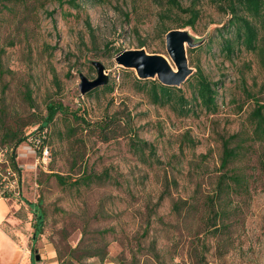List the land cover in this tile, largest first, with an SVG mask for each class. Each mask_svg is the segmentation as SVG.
<instances>
[{"label": "rangeland", "instance_id": "obj_1", "mask_svg": "<svg viewBox=\"0 0 264 264\" xmlns=\"http://www.w3.org/2000/svg\"><path fill=\"white\" fill-rule=\"evenodd\" d=\"M69 1L27 0L0 12V145L6 128L24 136L38 130L50 104L93 124L116 117L129 124L126 136L104 143L99 131H84L80 121L58 114L44 131L41 154L32 140L17 148L21 196L5 203L0 230L21 239L31 264H264V174L257 164L264 146L235 164L253 178L249 193L239 192L229 205L231 234L213 237L206 226L204 200L221 173L222 140L248 132L256 100L264 104L258 57L241 49L229 59L223 50L224 39L232 38L221 32L230 16L217 0H180L201 13L194 28L183 30L200 45L185 44L192 74L180 88L191 101L188 86L199 70L220 84L217 114L199 108L182 116L154 105L136 72L116 63L121 52L145 50L176 69L165 30H177L181 19H162L165 8L154 0H75L77 7ZM95 62L105 67L108 84L82 95L81 76L95 80ZM132 138L155 154L131 147ZM55 175L94 179L62 186ZM180 199L195 209L175 215L172 203ZM27 203L40 204L46 215L35 244ZM21 253L18 264H27Z\"/></svg>", "mask_w": 264, "mask_h": 264}, {"label": "trees", "instance_id": "obj_2", "mask_svg": "<svg viewBox=\"0 0 264 264\" xmlns=\"http://www.w3.org/2000/svg\"><path fill=\"white\" fill-rule=\"evenodd\" d=\"M62 6L65 4L63 0H57ZM157 4L165 8V13L161 18L173 19L171 14L180 18L176 23V29L194 28L201 18L200 11L195 4L189 8H184L180 0H154ZM26 4L27 0H0V12L6 10L11 12L12 4ZM217 7L225 15L230 16L227 24L222 28L221 32L231 33L232 38H226L223 42V50L227 57L232 59L235 51L244 49L258 57L261 68L264 71V0H217ZM71 7H77L76 1L68 2ZM184 17L185 18H181ZM227 29V30H226ZM169 30H165L167 34ZM142 45L140 48H143ZM193 50H190V53ZM136 83L140 90L148 93L152 103L161 108L170 107L174 112L182 116H187L190 113L197 114L198 109H203L209 114H217L219 112V83H213L205 76L202 70L196 72L194 79L189 83L191 89L192 100L189 101L185 97V93L181 88L166 87L160 84L157 80H138ZM109 92L113 91V87H106ZM97 92L94 90L89 94ZM255 108L248 116V132H240L224 138L222 140L223 152L220 160V176L218 177L214 192L206 197L204 200L205 214H207L206 226L207 232L213 237H224L231 234L230 206L233 198L239 192L244 191L249 193L250 190V176L246 169H239L235 164L241 159L247 157L254 146L259 144L264 146V104L259 100L255 102ZM61 114L63 116H71L75 121H80L83 130L99 131L101 141L104 143L110 142L112 139H119L125 137L124 127L129 126L126 122H118L114 118H108L102 122L89 123L83 116L80 118L75 114H68L67 108L62 104H50L47 107V117L43 119L38 130L31 132L24 136L21 132H13L14 129H5L2 145H0V152L11 150L10 163L12 167L21 175V169L18 168L16 162V150L22 144L34 142V147L37 148L39 154L42 153L47 134L44 132L49 125L54 121L55 117ZM119 123V124H117ZM27 124L26 126H28ZM83 131V132H84ZM74 129L71 130V133ZM73 135V134H72ZM131 147L138 151H143L144 148H149L152 155L155 154V149L149 146L146 142H142L137 138H132ZM39 143V144H38ZM13 144V145H12ZM257 154V153H256ZM255 154V155H256ZM83 158V157H82ZM9 160V159H8ZM259 170L264 174V152H262L257 159ZM62 186H80L87 185L93 181V176H83L80 179L73 180L72 178H64L59 175L54 176ZM96 180H101V177H95ZM109 179V178H106ZM169 193V192H168ZM168 193L164 194L167 195ZM163 199V198H162ZM32 210L35 224H34V238L35 244L39 237L43 234L45 227L46 215L40 204L27 203ZM195 206L190 204L188 200H177L172 203V211L175 215L181 216L190 213ZM206 249V246L204 247ZM197 252L198 249L195 248ZM151 252L154 258L158 259L155 245L152 246ZM96 254L91 255L94 257ZM103 261V258H102Z\"/></svg>", "mask_w": 264, "mask_h": 264}, {"label": "water", "instance_id": "obj_3", "mask_svg": "<svg viewBox=\"0 0 264 264\" xmlns=\"http://www.w3.org/2000/svg\"><path fill=\"white\" fill-rule=\"evenodd\" d=\"M184 29L169 31L166 35L167 53L174 63V69L170 61L161 55H151L145 50L124 51L116 56V63L125 69L134 70L139 80H158L166 87L180 88L192 74L189 67L185 44L194 48L197 44ZM97 70V78L93 81L81 76L80 90L85 95L95 89L108 84L109 78L105 73V67L99 63H93ZM40 257L36 255V261Z\"/></svg>", "mask_w": 264, "mask_h": 264}, {"label": "built area", "instance_id": "obj_4", "mask_svg": "<svg viewBox=\"0 0 264 264\" xmlns=\"http://www.w3.org/2000/svg\"><path fill=\"white\" fill-rule=\"evenodd\" d=\"M6 151L0 152V201L10 202L21 196L20 175L6 158ZM48 152L45 151V155Z\"/></svg>", "mask_w": 264, "mask_h": 264}, {"label": "crops", "instance_id": "obj_5", "mask_svg": "<svg viewBox=\"0 0 264 264\" xmlns=\"http://www.w3.org/2000/svg\"><path fill=\"white\" fill-rule=\"evenodd\" d=\"M5 203V201H0V222L5 219L8 213ZM20 251H22V259H25L27 264H31L27 247L21 244V239L15 242L4 231L0 230V264H18Z\"/></svg>", "mask_w": 264, "mask_h": 264}]
</instances>
